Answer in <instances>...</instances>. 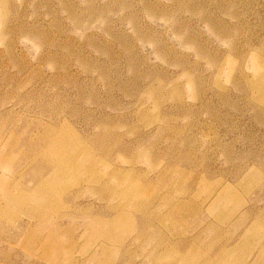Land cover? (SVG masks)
I'll return each mask as SVG.
<instances>
[{
    "label": "rangeland",
    "instance_id": "rangeland-1",
    "mask_svg": "<svg viewBox=\"0 0 264 264\" xmlns=\"http://www.w3.org/2000/svg\"><path fill=\"white\" fill-rule=\"evenodd\" d=\"M263 246L264 0H0V264Z\"/></svg>",
    "mask_w": 264,
    "mask_h": 264
},
{
    "label": "bare ground",
    "instance_id": "bare-ground-1",
    "mask_svg": "<svg viewBox=\"0 0 264 264\" xmlns=\"http://www.w3.org/2000/svg\"><path fill=\"white\" fill-rule=\"evenodd\" d=\"M37 160V159H36ZM34 161V160H33ZM36 162H38V161H36ZM7 191V190H6ZM264 247V246H263Z\"/></svg>",
    "mask_w": 264,
    "mask_h": 264
}]
</instances>
